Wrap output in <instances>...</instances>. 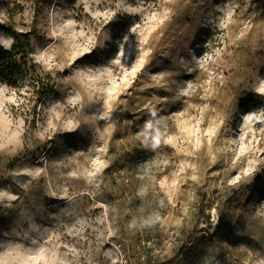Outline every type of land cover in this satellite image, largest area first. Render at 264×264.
<instances>
[{
    "label": "rangeland",
    "instance_id": "rangeland-1",
    "mask_svg": "<svg viewBox=\"0 0 264 264\" xmlns=\"http://www.w3.org/2000/svg\"><path fill=\"white\" fill-rule=\"evenodd\" d=\"M53 86L0 81V264H264V0H0Z\"/></svg>",
    "mask_w": 264,
    "mask_h": 264
},
{
    "label": "trees",
    "instance_id": "trees-1",
    "mask_svg": "<svg viewBox=\"0 0 264 264\" xmlns=\"http://www.w3.org/2000/svg\"><path fill=\"white\" fill-rule=\"evenodd\" d=\"M5 34L12 37L13 43L10 50L0 47V81L13 87L27 83L38 100L49 96L53 88L51 80L39 74V66L32 58L34 33H19L8 27Z\"/></svg>",
    "mask_w": 264,
    "mask_h": 264
}]
</instances>
